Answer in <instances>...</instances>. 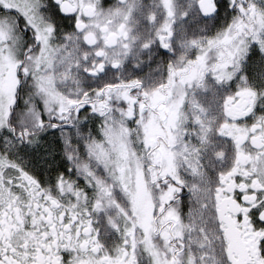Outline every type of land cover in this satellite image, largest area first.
Here are the masks:
<instances>
[{
	"label": "flooded vegetation",
	"instance_id": "flooded-vegetation-1",
	"mask_svg": "<svg viewBox=\"0 0 264 264\" xmlns=\"http://www.w3.org/2000/svg\"><path fill=\"white\" fill-rule=\"evenodd\" d=\"M56 33L91 81L74 100L34 73ZM186 99L212 118L195 184ZM111 119L131 125L129 165L99 176L104 149L79 142L75 173L56 135ZM124 169L128 223L102 186ZM198 263L264 264V0H0V264Z\"/></svg>",
	"mask_w": 264,
	"mask_h": 264
},
{
	"label": "rangeland",
	"instance_id": "rangeland-1",
	"mask_svg": "<svg viewBox=\"0 0 264 264\" xmlns=\"http://www.w3.org/2000/svg\"><path fill=\"white\" fill-rule=\"evenodd\" d=\"M45 7L41 8V14L40 16L45 17V12L43 9H46ZM47 31V30H46ZM205 31V29H203ZM56 41H55V54L52 58L51 62V70H47V66H44L42 64H39L37 67V70L34 71L36 78L40 79H46L49 81L50 88L54 89L56 99L62 98L65 101L74 100L85 91L87 88L86 84H90L91 81H86L85 77L81 76V71L78 68L76 78L73 71L75 68L72 69V61H75V56L73 54V50L66 47V44H64L59 34H55ZM74 63V62H73ZM47 70V71H46ZM129 72L126 70L125 72H121L120 75L122 78H126L128 76ZM75 79V80H73ZM105 78H100L99 81L102 82V80ZM189 110L193 114H187ZM184 117L183 120L181 119V125H184V133L180 136L181 139H178V145H181L185 141V137L187 136L188 132H190L191 135L193 133H197V135L205 136V141L202 143H199L196 138H191V145L189 143L190 147H197L196 153H195V159L193 161H188L187 165L181 166V174L182 177L185 180L192 181L193 184H195V181H199V179H195L194 176L196 175L195 172H198L201 168L199 166V163L207 162L210 158L209 153V127L211 122V115L207 114L205 112H202V110L197 106L193 105V102L190 100H185V114H182ZM108 121V120H107ZM105 121L102 124V127L106 128L108 125L113 127V122H118L119 126L122 128H125V130L118 129V131L114 134L112 132H109L107 130H103L102 132L98 134H83L79 133L75 130L72 132L70 131H63L57 134V143H62L61 145H66L64 147L63 151H65L66 154H72L70 156H67L68 159L71 162L72 170L76 173V169L79 170L81 167L80 165V158L79 157H72L74 153L73 148L80 149V143L88 144V146H91L97 150V152L101 151V149H104V153L102 155V159L104 162H107V166H103L102 171L97 172L99 176H107L110 175L112 167L114 168V171L112 173H115L116 166L125 167L124 165H129V146L130 143V137L132 134L131 125L129 126L127 122L120 119L119 121L111 119V123L108 124V122ZM90 125V124H89ZM87 124H82L80 127H85ZM116 127V126H115ZM205 131V132H203ZM67 132V133H66ZM87 132V131H84ZM184 139V140H183ZM77 145V147H75ZM116 145L117 148H116ZM112 156H109V155ZM112 158L115 160L112 162ZM125 163V164H124ZM124 164V165H123ZM128 171V170H127ZM116 178V182L112 181L110 179V183L105 181V184L102 183L103 186V192H105V201L108 203V208H110V211L116 212V210L120 211L119 216L122 220H126L125 223H128L127 219H132V214L130 213V207L127 204V201L125 198H123L122 194L124 196H127L128 193L124 192L123 189L118 188L120 184H128V173L125 175V169L123 172L120 171V173L114 174ZM196 178H199L196 175ZM106 180V178H104ZM127 179V180H126ZM109 191H112L110 194ZM121 191V193H120ZM108 192V193H107ZM118 194H116V193ZM133 206V205H132ZM134 208V206H133ZM191 232L189 233V244L190 246L186 249L189 256H191L192 260L195 261L198 259L199 254L202 252L200 251L201 248L205 246V243L207 238L203 234V230L200 229V227H193L191 224ZM188 228V225H186ZM208 244V243H206ZM206 254L209 252H205ZM204 253V256H205ZM199 264V263H198Z\"/></svg>",
	"mask_w": 264,
	"mask_h": 264
},
{
	"label": "built area",
	"instance_id": "built-area-1",
	"mask_svg": "<svg viewBox=\"0 0 264 264\" xmlns=\"http://www.w3.org/2000/svg\"><path fill=\"white\" fill-rule=\"evenodd\" d=\"M193 134H195V133H193ZM194 151L195 150H193V149L192 150H189V151H184L183 152L184 158L186 160H188V159H191L192 160L194 158V155H193L194 154ZM187 229H188V232H191V227L189 225H188V228Z\"/></svg>",
	"mask_w": 264,
	"mask_h": 264
},
{
	"label": "trees",
	"instance_id": "trees-1",
	"mask_svg": "<svg viewBox=\"0 0 264 264\" xmlns=\"http://www.w3.org/2000/svg\"><path fill=\"white\" fill-rule=\"evenodd\" d=\"M121 102H122L121 105H122V104H125V103L123 102V100H122ZM121 108H122V110L124 109V107H121Z\"/></svg>",
	"mask_w": 264,
	"mask_h": 264
}]
</instances>
